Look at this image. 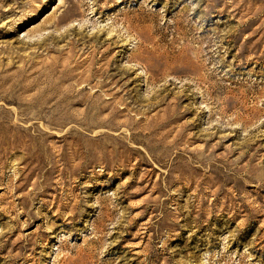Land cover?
<instances>
[{
    "label": "rangeland",
    "instance_id": "374dc122",
    "mask_svg": "<svg viewBox=\"0 0 264 264\" xmlns=\"http://www.w3.org/2000/svg\"><path fill=\"white\" fill-rule=\"evenodd\" d=\"M0 264H264V0H0Z\"/></svg>",
    "mask_w": 264,
    "mask_h": 264
}]
</instances>
